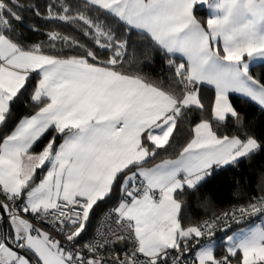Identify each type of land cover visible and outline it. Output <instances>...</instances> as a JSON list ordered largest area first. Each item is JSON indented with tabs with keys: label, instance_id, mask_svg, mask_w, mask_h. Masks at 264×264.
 <instances>
[{
	"label": "snow or ice",
	"instance_id": "obj_1",
	"mask_svg": "<svg viewBox=\"0 0 264 264\" xmlns=\"http://www.w3.org/2000/svg\"><path fill=\"white\" fill-rule=\"evenodd\" d=\"M44 9L0 0V264H264V223L227 235L221 255L213 240L222 222L227 231L264 216V195L201 223L182 213L217 169L264 153V137L242 132L229 100L238 92L264 105L250 70L264 61V0H49ZM24 11L72 32L27 44L13 26ZM133 32L182 58L167 60L168 87L126 69L139 62L129 59ZM205 84L215 124L201 119L176 158L148 166L204 109ZM25 101L36 110L18 117ZM229 119L237 134L220 131Z\"/></svg>",
	"mask_w": 264,
	"mask_h": 264
},
{
	"label": "trees",
	"instance_id": "obj_2",
	"mask_svg": "<svg viewBox=\"0 0 264 264\" xmlns=\"http://www.w3.org/2000/svg\"><path fill=\"white\" fill-rule=\"evenodd\" d=\"M48 2L49 0H21V3L25 5H39L41 12H44V5ZM196 14L199 18H203L206 15L203 8H199ZM23 16V23L13 21V26L18 37L27 44L46 41L47 36L45 33L50 29L56 28L66 34L72 32L71 26H59L51 21L42 20L36 17L32 11H24ZM33 28L38 30H33ZM120 32L125 36L127 35V31L124 28H120ZM128 51L129 59L131 60L134 57L139 62L126 64V69L133 72L140 70L151 79L162 82L164 87L169 86L173 73L167 64V60L171 58L179 63L180 60L178 58L163 56L158 50L152 48L149 40H145L135 32L132 33ZM250 70L254 78L264 83V64L253 65ZM200 88L204 109H194L189 112L187 118L179 125V133L175 134L176 141L172 147L167 151L162 150L148 166L160 163L164 159L176 158L186 141L190 139L189 134L191 129L201 119H208L215 124L211 114V106L214 101L215 92L210 86L202 85ZM229 100L240 114L243 122L242 132L264 137V111L251 101L235 95H230ZM35 110L28 101H25L17 105L14 111L18 117H23L24 115L33 114ZM220 131L229 135L237 134V127L229 119L227 126L221 128ZM46 143L47 139L43 140L39 147L36 148V151L39 152L43 144ZM262 187H264V153H259L251 159L242 160L236 166L216 170L196 195L185 197L187 203L182 208L184 219L191 223H201L203 219L217 216L231 206L246 204L251 201L252 197L264 195V192L261 191ZM205 200L210 203L205 205ZM104 211H107V208ZM102 215L103 212L97 214L89 237H86V239L94 234ZM260 221L264 223V216H259L256 219L241 223L228 231L217 232L213 237V240L216 241V254L221 255L224 253V240L227 235L238 228Z\"/></svg>",
	"mask_w": 264,
	"mask_h": 264
},
{
	"label": "crops",
	"instance_id": "obj_3",
	"mask_svg": "<svg viewBox=\"0 0 264 264\" xmlns=\"http://www.w3.org/2000/svg\"><path fill=\"white\" fill-rule=\"evenodd\" d=\"M198 7H199V6H198ZM199 8H203V11H204V13H205L206 15H205L203 18H199V17H198V18L201 19L202 21H203V20H206L207 15L209 14V12H208L206 6H205V7H199ZM176 58H178V59L180 60V62H182V58H181V57L176 56ZM256 64H264V61H259V60H257V61H253V62H251L250 68H251L253 65H256ZM205 85H206V84H205ZM201 86H202V85H201ZM206 86H209V85H206ZM210 87H212V86H210ZM212 88H213V90H214V92H215L214 87H212ZM230 95H235V96H238V97H241V98L247 99V100L251 101L252 103H254L255 105H257L259 108H261V109L264 111V105H260V104H258L257 102L251 100V98L244 96L242 93H238V92H236V93H230L229 96H230ZM213 102H214V101H213ZM217 170H219V169H217ZM0 216H1V215H0ZM262 223H263V222L260 221V222H256V223L249 224V225L244 226V227H242V228H238L237 230L233 231V232L230 233V234H232V235H233V234H237V235H238L241 229H247V228H249L250 226L259 225V224H262ZM230 234H229V235H230ZM225 241H226V238H225L224 242H225ZM225 246H226V244H225Z\"/></svg>",
	"mask_w": 264,
	"mask_h": 264
},
{
	"label": "built area",
	"instance_id": "obj_4",
	"mask_svg": "<svg viewBox=\"0 0 264 264\" xmlns=\"http://www.w3.org/2000/svg\"><path fill=\"white\" fill-rule=\"evenodd\" d=\"M248 203H249V202H248ZM246 204H247V203H246ZM241 205H245V204H240V205H234V206H231V207L225 209L224 211H222L221 213H223V212H225V211H228V210H230V209H232V208H234V207H239V206H241ZM221 213H220V214H221ZM220 214H218V215H220ZM218 215H217V216H218ZM258 217H259V216H254V217H251L249 220H253V219H256V218H258ZM103 218H104V217H103V215H102L100 221H101ZM211 218H214V217L205 218V219L202 220V222L205 221V220L211 219ZM249 220H247V221H249ZM100 221H99V222H100ZM34 223H35V222H34ZM229 223H231V222H229ZM240 224H241V223H240ZM37 225H39V226L41 225L42 228H44V229L47 230V227H48V226H47L46 224L36 223V226H37ZM98 225H99V223H98ZM98 225H97V226H98ZM237 225H239V224L231 223V227H230L229 229H231V228H233L234 226H237ZM5 226H6V225H5ZM229 229H228V230H229ZM228 230H227V231H228ZM217 232H225V228H224V226H223V222H222L221 225L219 226V230H218ZM217 232H216V233H217ZM216 233H215V234H216ZM56 238L59 239L60 237L57 236ZM117 247L119 248L120 246L118 245ZM189 259H191V256H190V255H189Z\"/></svg>",
	"mask_w": 264,
	"mask_h": 264
},
{
	"label": "rangeland",
	"instance_id": "obj_5",
	"mask_svg": "<svg viewBox=\"0 0 264 264\" xmlns=\"http://www.w3.org/2000/svg\"><path fill=\"white\" fill-rule=\"evenodd\" d=\"M37 227H41V225L39 226V225H37ZM42 228V227H41ZM230 235H232V234H230ZM214 242H216L215 240H214Z\"/></svg>",
	"mask_w": 264,
	"mask_h": 264
},
{
	"label": "water",
	"instance_id": "obj_6",
	"mask_svg": "<svg viewBox=\"0 0 264 264\" xmlns=\"http://www.w3.org/2000/svg\"><path fill=\"white\" fill-rule=\"evenodd\" d=\"M0 215H1V216H3V215H4V213H0Z\"/></svg>",
	"mask_w": 264,
	"mask_h": 264
}]
</instances>
